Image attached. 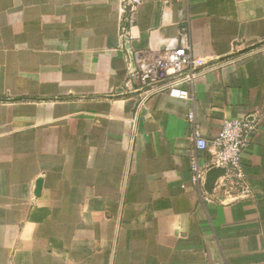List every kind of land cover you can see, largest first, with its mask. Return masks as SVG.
Returning a JSON list of instances; mask_svg holds the SVG:
<instances>
[{"label":"crops","instance_id":"crops-1","mask_svg":"<svg viewBox=\"0 0 264 264\" xmlns=\"http://www.w3.org/2000/svg\"><path fill=\"white\" fill-rule=\"evenodd\" d=\"M120 9L0 0V264H264V0H143L127 37ZM185 27L217 66L190 100L141 104L129 60ZM232 118L256 124L255 193L203 202L194 126L210 141Z\"/></svg>","mask_w":264,"mask_h":264},{"label":"built area","instance_id":"built-area-1","mask_svg":"<svg viewBox=\"0 0 264 264\" xmlns=\"http://www.w3.org/2000/svg\"><path fill=\"white\" fill-rule=\"evenodd\" d=\"M143 0H120V30L127 37L134 14ZM217 63L209 57L195 55L189 30L183 29L179 38L166 40L162 48L147 60H129L128 73L131 90L141 96L144 104L153 95L167 92L171 97L190 100V88L207 70ZM189 120L194 123L195 114L189 112ZM256 124L249 118H232L223 122L218 134L208 140L201 136L194 126L193 140L196 148L210 153L209 161L200 165L197 154L192 156L193 183L203 202L219 197L221 203L238 198L252 197L254 190L247 180L243 156L251 142V134ZM212 167H224L225 173L218 177L212 194L203 190L207 171Z\"/></svg>","mask_w":264,"mask_h":264},{"label":"water","instance_id":"water-1","mask_svg":"<svg viewBox=\"0 0 264 264\" xmlns=\"http://www.w3.org/2000/svg\"><path fill=\"white\" fill-rule=\"evenodd\" d=\"M225 171L226 169L224 167H212L207 171L204 188L209 194H212L214 184H216L215 182L217 181L219 176L225 173ZM41 186H42V182L39 181L37 183L36 194L40 193Z\"/></svg>","mask_w":264,"mask_h":264}]
</instances>
